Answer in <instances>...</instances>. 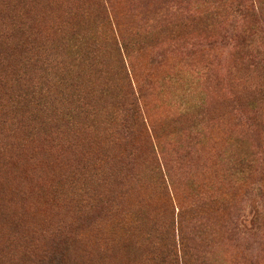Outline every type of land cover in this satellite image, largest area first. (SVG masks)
Here are the masks:
<instances>
[{"label":"rangeland","instance_id":"rangeland-1","mask_svg":"<svg viewBox=\"0 0 264 264\" xmlns=\"http://www.w3.org/2000/svg\"><path fill=\"white\" fill-rule=\"evenodd\" d=\"M181 238L264 264V0H0V264Z\"/></svg>","mask_w":264,"mask_h":264},{"label":"trees","instance_id":"trees-1","mask_svg":"<svg viewBox=\"0 0 264 264\" xmlns=\"http://www.w3.org/2000/svg\"><path fill=\"white\" fill-rule=\"evenodd\" d=\"M178 245L175 241L172 240V242H170L168 246L164 247L165 250L162 253L161 260L162 264H165L166 262L167 264H169L170 261L178 262L179 258L183 259L186 255H188V246L186 244V240H183L181 238V240H179Z\"/></svg>","mask_w":264,"mask_h":264}]
</instances>
